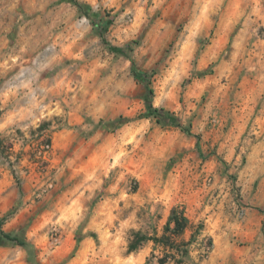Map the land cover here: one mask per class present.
<instances>
[{
	"label": "rangeland",
	"instance_id": "1",
	"mask_svg": "<svg viewBox=\"0 0 264 264\" xmlns=\"http://www.w3.org/2000/svg\"><path fill=\"white\" fill-rule=\"evenodd\" d=\"M174 207L264 264V0H0V264H158Z\"/></svg>",
	"mask_w": 264,
	"mask_h": 264
},
{
	"label": "trees",
	"instance_id": "2",
	"mask_svg": "<svg viewBox=\"0 0 264 264\" xmlns=\"http://www.w3.org/2000/svg\"><path fill=\"white\" fill-rule=\"evenodd\" d=\"M99 36L102 40V42L110 47L111 49H114V47L111 46L110 42L106 39L104 32L100 31ZM136 73V72H134ZM137 74V73H136ZM149 114L153 117H156L157 119H161V117H164V109L162 108H156L150 105L149 108ZM171 123L177 127H179L183 131H189L188 127L184 126L180 122H177L175 120H171ZM50 142H48L47 145H49ZM189 225V218L185 214L184 209H178L177 207H174L171 209L169 217L167 219L165 228H164V234L161 237H154L155 242H160L161 245L166 249V256L158 258V264H167L168 258L167 254L170 253L173 261L178 264L182 262V257H184L187 254L186 242L184 241H177V237L182 236L185 230L188 228ZM1 233L3 236L20 245H25V242H23L19 237L11 235L9 233H5L1 230ZM138 246V243L131 242L130 243V250L136 249Z\"/></svg>",
	"mask_w": 264,
	"mask_h": 264
}]
</instances>
